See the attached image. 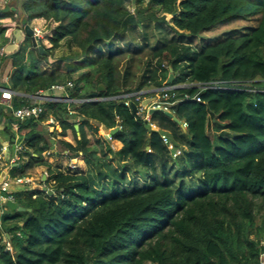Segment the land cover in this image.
Instances as JSON below:
<instances>
[{
	"label": "trees",
	"instance_id": "1",
	"mask_svg": "<svg viewBox=\"0 0 264 264\" xmlns=\"http://www.w3.org/2000/svg\"><path fill=\"white\" fill-rule=\"evenodd\" d=\"M131 1H26L25 23L43 20L38 42L46 54L27 37L17 52L0 56V63L9 61L13 69L3 84L18 93L13 108L30 102L19 94L34 95L68 82L74 85V99L162 88L169 68L176 86L220 82L243 90L178 88L169 99L177 101L172 112L178 121L154 112L157 130L120 101L74 105L75 115H69L65 104H50L60 136L73 131L75 145L41 134L47 115L19 122L0 105V126L6 127L11 144L18 140L25 145L29 157L27 164L7 168L10 178L45 166L46 183L54 180L57 190L54 195L32 192L29 183L24 190L15 187L7 193L26 210L6 207L0 215V264H260L264 0H149L146 7V0H135L133 12ZM235 20L256 25L245 27L241 35L195 47L198 36ZM14 21L15 13L0 14L3 45ZM64 46L70 55L53 60ZM126 54L148 57L137 84L130 65L121 70ZM43 62L56 65L48 70ZM186 94L192 98L186 100ZM73 118L82 119L80 137ZM88 125L94 143L85 130ZM118 126L112 137L123 147L115 152L105 133ZM163 134L182 150L178 158H172ZM55 142L69 152V159L82 155L87 171L53 168L44 153Z\"/></svg>",
	"mask_w": 264,
	"mask_h": 264
},
{
	"label": "built area",
	"instance_id": "2",
	"mask_svg": "<svg viewBox=\"0 0 264 264\" xmlns=\"http://www.w3.org/2000/svg\"><path fill=\"white\" fill-rule=\"evenodd\" d=\"M11 0H2L0 3V9L5 8L8 3ZM16 16V15H15ZM40 22H32L29 24L33 30V36L39 40L42 37L43 34V20L38 19ZM37 21V20H36ZM18 23L15 21L13 24L9 27L6 38L9 40L8 44L14 43V30L17 28ZM1 45L0 46V56H6L7 53L5 52V47L8 45ZM73 83H63V84H54L51 87L47 89H43L38 91L34 95H28V94H19L20 96L27 98L30 100V102L20 108L14 109L13 108V98L14 96L18 95L15 91H13L10 88L4 87L0 85V105H3L6 109L11 110L13 116L19 121L24 122L27 120H40V118L50 112L49 105L50 104H65L67 106V112L69 115H75L77 112L73 108L74 105H80L82 103H90V102H98L103 100H114V101H120L123 102L126 106L131 107L133 105L136 106L137 112L134 113L135 116L139 117L140 119H143L147 124L150 125L152 130H157V125L154 123L151 119L152 114L154 112H164V113H170L172 112V107L176 104L175 102H170V97H176V93L174 92L178 88L181 87H198L201 89H231V90H239L242 91L243 89L240 87H232L228 88L227 86L221 85L220 82H214L211 84H190V85H184V86H176V85H170L167 86L166 84L164 87L157 89H144L140 91H134V92H123L119 95L112 96V97H106V98H87V99H74L71 96L70 90L73 89ZM155 98L152 102H150L147 106L143 105V102L146 99ZM192 97L188 94L185 95V99L189 100ZM193 99H196L200 101V98L198 96L193 97ZM58 120L51 115L48 120L46 121L47 124L55 129L58 128ZM72 122L76 123V125H80L82 122L81 118H73L71 119ZM187 123L183 124V127L187 128ZM16 129H18V126H16ZM115 129L120 130L121 126L116 127ZM114 129V130H115ZM105 137L109 141H113L112 133L106 132ZM163 143L167 146L168 150L170 151L171 155L176 158L181 153L180 149H175V145L173 142L169 139V137L166 134H163L161 136ZM71 143V142H69ZM73 144V143H71ZM25 149L24 144L17 143L16 144V152L17 154H20ZM148 150L151 152L150 148L148 147ZM8 152V148L2 147L0 149V159L4 158L5 154ZM69 154V152H68ZM19 160V157H14L9 160V165L12 167L17 165V161ZM75 159H72L70 164L68 165V168L71 171H76L79 169V165L77 162L74 161ZM27 182V179L23 177L12 179L8 176V178H4V180L0 183V199L2 202L6 203L7 201H13L15 202V199L12 195H8L7 193L10 190V187L13 183L19 185L24 184ZM55 184V182H54ZM46 192V191H45ZM50 192L54 195L57 193L56 189H50ZM48 193V192H46ZM38 195H34V198H37ZM4 242L6 243L7 249L12 250L11 244L8 242L7 237L4 238ZM260 264H264V240L260 242Z\"/></svg>",
	"mask_w": 264,
	"mask_h": 264
},
{
	"label": "crops",
	"instance_id": "3",
	"mask_svg": "<svg viewBox=\"0 0 264 264\" xmlns=\"http://www.w3.org/2000/svg\"><path fill=\"white\" fill-rule=\"evenodd\" d=\"M1 2H2V0H0V3ZM35 22H40V21L37 20ZM1 45H3V44H2V39L0 37V46ZM12 70L13 69H12L11 63L9 61H6V63L4 62L3 64L0 63V85L1 86H3L4 83L6 84V83L9 82L10 76L12 74ZM49 113L46 114L48 116L47 119L44 120L41 123V125H40V129H41V126L44 127V129H41V134L47 136L48 138H49V136H52V137L56 136L57 137L56 140L57 139H64V140H66L68 142L73 143V145H75L76 141H75V143L71 141V138L75 139V134L73 133V131L69 130L66 137H61L60 136L61 127H60L59 121H57L58 122V128L57 129H55V128H53V127H51V126H49L47 124L46 121L51 116V114H49ZM76 126H78V125H75V130L77 131L76 136L80 137V133H79L80 126H78V129H76ZM5 128L6 127L4 125L0 126V149L2 147H6V148H8V152L5 154L4 158L0 159V175L2 174V172H5L6 176L4 178H8V176L10 177V175H9V172H8L9 170L7 168L8 167H9V169L12 168V166L9 165V160L14 158V157H19V160L17 161V165L21 166V165H25V164L28 163L29 157L24 154L25 150H23L20 154H17V152H16V144L19 143V142H18V140H16L14 144H11V142H10L11 136H9L6 132H4ZM85 130H86L89 138L91 139L90 125L86 126ZM110 142H111V146H112V148H113V150L115 152L119 151L123 147V143L121 141L114 140V141H110ZM29 152H30V150H29ZM57 153H61L66 158H69L68 157L69 156L68 151L64 150V149H61L58 143L54 144L53 147L49 151L44 153V158H45V160H47L49 163L52 164L53 168H59L60 169L61 167L55 166L54 163H53L54 156ZM34 156H36V155H34ZM74 161L78 163L79 167L86 166L84 157L82 155L77 157ZM69 164L70 163H68V165ZM17 165H15V166H17ZM68 165H67V167H68ZM45 168L48 170V168L45 167V166H37V167H34L32 169H29L26 172V176L23 177V178L27 179V182L24 183V184H19V185L13 183L11 185L9 191H11L15 187H16V189H15L16 191L24 190L23 189V188H25L24 186L26 184H29V183L32 185V187H31V189H32L31 191L32 192L33 191L34 192L35 191H44L45 188L48 191H50V189H54V182H55L54 180H50L49 183H46V181L49 178V171H46ZM2 205L4 207H2V209L0 210V215L5 211V209L7 207L6 203L2 202L1 199H0V206H2ZM3 235H4V238L7 237L6 234H3ZM0 237H1V235H0Z\"/></svg>",
	"mask_w": 264,
	"mask_h": 264
},
{
	"label": "rangeland",
	"instance_id": "4",
	"mask_svg": "<svg viewBox=\"0 0 264 264\" xmlns=\"http://www.w3.org/2000/svg\"><path fill=\"white\" fill-rule=\"evenodd\" d=\"M148 2H149V0H146L145 3L143 4V7H146L148 5ZM135 7H136V1L135 0L129 2V8L131 9L132 12L134 11ZM166 18H167V20L170 23H173L172 15H167ZM255 25H256V22L253 21V20L252 21L235 20V21H231V22H228V23L219 24V25L214 26L211 30H208L205 33H203L200 36H198V38L195 40V44L194 45H195L196 48H199L202 45L212 44V43H215V42H217L219 40H222V39L226 38L228 35H236V36L237 35H241V33L244 32V28L245 27H250V26H255ZM70 53H71V51H69V49L64 46L61 49L55 51L54 56H53L52 59L55 60V59L61 58L63 56L65 57V56L70 55ZM147 61H148L147 55L146 56L142 55L140 57H136L135 58L134 56H132L130 54H126V55H124L121 58V66H124L121 70L122 71L125 70V67L130 65L133 68V72L135 73L134 83L137 84L139 82V80L141 79L142 74L145 71ZM54 63L51 64L49 62H43V66H44V68H46L48 70H52L55 67V65H56ZM170 113L173 114V112H170ZM183 124L182 125L180 124V125L182 126L183 129H185L183 127ZM41 129H44V127L41 126ZM41 129H40V131H41ZM90 135H91L92 143H94L95 140H94V136H93L92 132L90 133ZM71 141L75 143V139L71 138ZM147 151L150 152L148 149H147ZM180 153H182V150H181ZM178 157H176V158H178ZM172 158L176 159L173 156H172ZM53 163H54L55 166H59V167H61V169L67 170V165L70 162H69V158H66L61 153H57L54 156ZM45 170L48 171L46 168H45ZM76 171H79V172H82V173L86 172L87 171V165L86 166H81ZM6 236L8 237L7 234H6Z\"/></svg>",
	"mask_w": 264,
	"mask_h": 264
},
{
	"label": "water",
	"instance_id": "5",
	"mask_svg": "<svg viewBox=\"0 0 264 264\" xmlns=\"http://www.w3.org/2000/svg\"><path fill=\"white\" fill-rule=\"evenodd\" d=\"M26 1H28V0H11L5 8L0 9V14L12 12V13H15L17 15L16 16V22L18 23V25H17V28L14 30V33H13L15 41H14V43L8 44L5 47V52L7 53V55H12L13 53L17 52L27 37L32 39V43H33V46L35 48H38V50L43 55L46 54L43 47L39 44L38 40L33 36V30L31 28V26L29 24L25 23L26 14L23 10V4ZM169 69H170V75H169L168 80L166 81L167 86L172 85L174 80H175V75L173 73L172 68H169ZM101 89H103L102 86H101ZM153 100H155V98L146 99L143 102V105L147 106ZM132 111H133V113L137 112V108L135 105L132 106ZM167 114L169 116L173 117L175 121H178V119L176 117H174V115L172 113H167ZM76 129H78V126H76ZM117 131H118V129H115L111 133L114 134ZM5 176H6V173L2 172V174L0 175V183L4 180ZM44 191H46V192H48V194L52 195V193L50 191H48L46 188L44 189ZM6 205H7V208L10 209L11 211L24 212L26 210L24 207H20L17 203H15L13 201H7Z\"/></svg>",
	"mask_w": 264,
	"mask_h": 264
},
{
	"label": "clouds",
	"instance_id": "6",
	"mask_svg": "<svg viewBox=\"0 0 264 264\" xmlns=\"http://www.w3.org/2000/svg\"><path fill=\"white\" fill-rule=\"evenodd\" d=\"M15 15H16V14H15ZM15 18H16V17H15ZM74 159H76V158H74ZM71 160H72V159H69L70 162H71ZM67 168H68V167H67ZM79 168H80V167H79Z\"/></svg>",
	"mask_w": 264,
	"mask_h": 264
}]
</instances>
